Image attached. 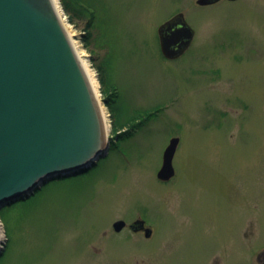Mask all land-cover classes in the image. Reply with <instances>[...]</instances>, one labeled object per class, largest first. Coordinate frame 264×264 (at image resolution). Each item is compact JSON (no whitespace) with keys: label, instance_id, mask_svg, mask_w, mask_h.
<instances>
[{"label":"rangeland","instance_id":"374dc122","mask_svg":"<svg viewBox=\"0 0 264 264\" xmlns=\"http://www.w3.org/2000/svg\"><path fill=\"white\" fill-rule=\"evenodd\" d=\"M85 1L94 17L56 0L97 83L108 148L86 170L0 207V264H258L264 0ZM178 10L194 37L165 59L157 26ZM105 85L119 91L126 119H114ZM174 136V175L163 182L156 173ZM139 215L155 225L151 237L113 229Z\"/></svg>","mask_w":264,"mask_h":264},{"label":"water","instance_id":"95a60500","mask_svg":"<svg viewBox=\"0 0 264 264\" xmlns=\"http://www.w3.org/2000/svg\"><path fill=\"white\" fill-rule=\"evenodd\" d=\"M193 32L182 12L160 24L163 56L181 55ZM178 140L170 138L162 152L159 180L174 175ZM107 148L97 95L53 0H0V207L49 179L86 170ZM124 224L118 220L113 228ZM136 224L142 228L143 220H134L132 230Z\"/></svg>","mask_w":264,"mask_h":264},{"label":"trees","instance_id":"16d2710c","mask_svg":"<svg viewBox=\"0 0 264 264\" xmlns=\"http://www.w3.org/2000/svg\"><path fill=\"white\" fill-rule=\"evenodd\" d=\"M74 3L82 10L88 13V15L94 17V11L91 9V5L87 3L85 0H72ZM88 25L85 27L87 31L85 30V33L88 37V28L93 26V20L88 19ZM109 54V53H108ZM109 58V57H108ZM108 59L104 61V65L108 63ZM105 88L108 89V93L105 96V104L111 111V114L113 115L114 119L116 117H120L126 119L125 114L128 110L127 106H124L123 100L121 99V95L119 94V91L117 90L116 87L111 86V85H105ZM109 94L112 96H109ZM121 135V134H120ZM57 178V177H56Z\"/></svg>","mask_w":264,"mask_h":264},{"label":"bare ground","instance_id":"6f19581e","mask_svg":"<svg viewBox=\"0 0 264 264\" xmlns=\"http://www.w3.org/2000/svg\"><path fill=\"white\" fill-rule=\"evenodd\" d=\"M219 2V1H218ZM53 3L55 5V8H56V11L58 12V14L61 15V23L64 27V30L66 32V34L68 35L69 39H70V35L72 34L70 31V27L68 26V24L65 22V18H64V15L62 13V10L61 8L59 7V5L57 4L56 0H53ZM71 40V39H70ZM75 41V40H74ZM75 51L77 52L78 56H79V59L85 69V72H86V75L87 77L89 78V81H90V84H91V87L93 88L94 92L96 93L97 95V83L94 81V78H93V74H92V70L88 69V64H87V60L86 58L84 57V53L82 52V50H77V48L75 49ZM86 66V68H85Z\"/></svg>","mask_w":264,"mask_h":264},{"label":"flooded vegetation","instance_id":"af4514ba","mask_svg":"<svg viewBox=\"0 0 264 264\" xmlns=\"http://www.w3.org/2000/svg\"><path fill=\"white\" fill-rule=\"evenodd\" d=\"M219 1H221V0H219ZM137 219L143 220L142 228H138L137 226L139 224H136V225H134L133 230H132V227L130 225L132 224L133 221H126V219H123L124 222H125L124 226H122L119 230H115L114 228L113 229L115 231H121L123 229L128 228L131 232L143 234V236L145 238L151 237V235L153 234V232L155 230V225L153 224V222L149 219V217H146L145 215H139ZM145 228H150L151 229V233H150L149 236H145ZM263 262H264V257L261 259V261L258 264H261Z\"/></svg>","mask_w":264,"mask_h":264}]
</instances>
